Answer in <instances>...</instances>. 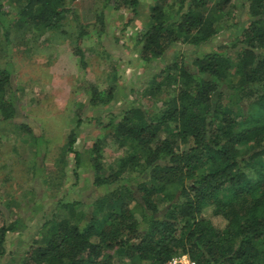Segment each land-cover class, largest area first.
I'll list each match as a JSON object with an SVG mask.
<instances>
[{"label":"trees","instance_id":"16d2710c","mask_svg":"<svg viewBox=\"0 0 264 264\" xmlns=\"http://www.w3.org/2000/svg\"><path fill=\"white\" fill-rule=\"evenodd\" d=\"M73 1L12 0L20 27L49 31L61 26ZM105 1L112 10L139 15L140 0ZM153 1L151 25L139 41L146 64L180 44L198 49L213 41L236 0ZM240 2L248 23L238 60L227 47L190 62L176 56L155 89L175 87L163 110L151 112L135 101L120 116L109 114L108 123L94 119L128 150L105 177L103 139L89 149L93 185L104 194L90 215L76 210L80 202H61L41 239L7 264H169L182 254L197 264H264V0ZM75 53L85 67L81 48ZM12 87V72L0 67V122L16 116ZM111 95L94 87L90 102L100 106ZM75 122L64 155L74 156L79 179L85 156L76 151L77 131L84 120ZM24 228L22 219L8 223L0 207V264L8 235Z\"/></svg>","mask_w":264,"mask_h":264},{"label":"rangeland","instance_id":"374dc122","mask_svg":"<svg viewBox=\"0 0 264 264\" xmlns=\"http://www.w3.org/2000/svg\"><path fill=\"white\" fill-rule=\"evenodd\" d=\"M140 2L135 17L129 9H110L105 0H75L68 3L71 13L61 26L49 31L20 27L19 7L12 0H0V12L6 13L0 17V67L12 72L9 97L16 106L15 118L0 122V207L8 223L22 219L25 225L21 233L8 235L3 264L13 258L19 262L33 241L41 239L44 222L61 202H80L76 210L90 215L93 203L104 194L93 185L89 149L103 139L105 177L115 172L128 150L119 148L94 119L108 123L109 114L120 116L135 101L151 112L163 110L175 87L164 84L161 91L155 89L164 83L162 71L176 56L190 62L197 54L227 47L232 59L238 60L239 36L248 23L240 0L221 17L222 30L213 41L198 49L180 44L150 64L141 60L139 41L151 25L150 10L156 3ZM77 47L85 67L79 64ZM94 87L111 90V99L92 105ZM79 116L84 124L77 131L76 151L85 158L77 179L74 156H65L64 150ZM214 223L224 225L220 219Z\"/></svg>","mask_w":264,"mask_h":264},{"label":"built area","instance_id":"2783aa9c","mask_svg":"<svg viewBox=\"0 0 264 264\" xmlns=\"http://www.w3.org/2000/svg\"><path fill=\"white\" fill-rule=\"evenodd\" d=\"M169 264H197L189 255L182 254L174 257Z\"/></svg>","mask_w":264,"mask_h":264}]
</instances>
